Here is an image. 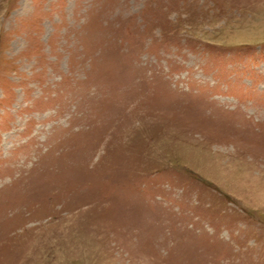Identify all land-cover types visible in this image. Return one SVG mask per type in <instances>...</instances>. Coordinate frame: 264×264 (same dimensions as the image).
<instances>
[{
    "label": "rangeland",
    "instance_id": "374dc122",
    "mask_svg": "<svg viewBox=\"0 0 264 264\" xmlns=\"http://www.w3.org/2000/svg\"><path fill=\"white\" fill-rule=\"evenodd\" d=\"M0 264H264V0H0Z\"/></svg>",
    "mask_w": 264,
    "mask_h": 264
}]
</instances>
